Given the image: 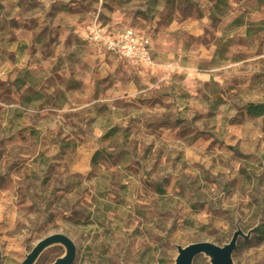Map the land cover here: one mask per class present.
<instances>
[{
  "label": "rangeland",
  "instance_id": "rangeland-1",
  "mask_svg": "<svg viewBox=\"0 0 264 264\" xmlns=\"http://www.w3.org/2000/svg\"><path fill=\"white\" fill-rule=\"evenodd\" d=\"M150 39L136 66L94 40ZM264 0H0V264H264ZM64 247L35 264H52ZM193 264H210L198 256Z\"/></svg>",
  "mask_w": 264,
  "mask_h": 264
},
{
  "label": "water",
  "instance_id": "water-1",
  "mask_svg": "<svg viewBox=\"0 0 264 264\" xmlns=\"http://www.w3.org/2000/svg\"><path fill=\"white\" fill-rule=\"evenodd\" d=\"M248 237L238 229L231 241L222 247L207 242L191 244L184 248L178 246L175 264H193L200 255L207 257L210 264H234L233 254L239 239L247 240ZM56 245L64 247L66 254L52 264H73L76 259V247L73 241L63 234H53L40 240L21 264H35L45 250Z\"/></svg>",
  "mask_w": 264,
  "mask_h": 264
},
{
  "label": "built area",
  "instance_id": "built-area-1",
  "mask_svg": "<svg viewBox=\"0 0 264 264\" xmlns=\"http://www.w3.org/2000/svg\"><path fill=\"white\" fill-rule=\"evenodd\" d=\"M94 40L109 53L124 58L133 65L150 67L154 63L150 39L132 29L119 32L100 29L94 32Z\"/></svg>",
  "mask_w": 264,
  "mask_h": 264
},
{
  "label": "trees",
  "instance_id": "trees-1",
  "mask_svg": "<svg viewBox=\"0 0 264 264\" xmlns=\"http://www.w3.org/2000/svg\"><path fill=\"white\" fill-rule=\"evenodd\" d=\"M249 114L254 117H261L264 115V106L249 107Z\"/></svg>",
  "mask_w": 264,
  "mask_h": 264
}]
</instances>
